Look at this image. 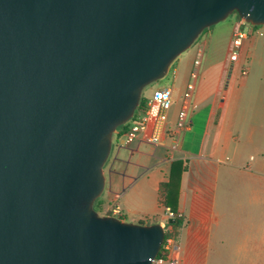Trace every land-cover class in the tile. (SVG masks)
Masks as SVG:
<instances>
[{
  "label": "water",
  "instance_id": "1",
  "mask_svg": "<svg viewBox=\"0 0 264 264\" xmlns=\"http://www.w3.org/2000/svg\"><path fill=\"white\" fill-rule=\"evenodd\" d=\"M264 0H0V264H153L164 223L100 214L144 89ZM170 223L174 219H169Z\"/></svg>",
  "mask_w": 264,
  "mask_h": 264
},
{
  "label": "crops",
  "instance_id": "2",
  "mask_svg": "<svg viewBox=\"0 0 264 264\" xmlns=\"http://www.w3.org/2000/svg\"><path fill=\"white\" fill-rule=\"evenodd\" d=\"M232 34L226 52H217L220 30H210V37L199 42L201 75L195 81L189 109L191 127L176 136L184 94L198 61L195 55L173 68L171 84L147 94L150 99L157 89L172 90L173 103L160 142L150 140L151 129L131 144L115 135L105 164L104 209L116 204L127 217L124 220L134 222L168 223L170 207L161 202L160 191L173 177L167 199L184 218L174 252L179 264H264V215L260 223H254L249 213L248 224H225L220 208L225 198L222 179L233 171L254 169L264 179V160L258 155L264 147L256 153L250 148L257 132L264 136V125L254 122L258 114L264 119V99L254 103L246 95L245 84L237 83V62L229 60L228 52ZM245 184L253 187L252 201L258 203L256 180L248 178ZM259 199L264 204V198ZM129 214L137 217L130 219ZM153 264L169 263L164 259Z\"/></svg>",
  "mask_w": 264,
  "mask_h": 264
},
{
  "label": "rangeland",
  "instance_id": "3",
  "mask_svg": "<svg viewBox=\"0 0 264 264\" xmlns=\"http://www.w3.org/2000/svg\"><path fill=\"white\" fill-rule=\"evenodd\" d=\"M242 18L238 15V13H233L224 21H221L218 24L207 28L198 40L183 54H181L171 65L170 70L160 80L153 82L148 85L144 89L143 95L147 97L148 93H151L157 87H164L167 84H171L173 80V68L180 64V62H188L191 59V56L195 55L196 59L200 60L202 54V47L199 45L200 40H203L206 37H210V30L213 29V32L216 33L217 30H220V34L222 37V41L218 47L217 52H226L227 51V41L230 37L232 31L238 28V21ZM235 24V25H234ZM263 30L264 33V25L258 26ZM216 35H213V39H215ZM229 52V51H228ZM195 64V63H194ZM237 83L245 84L246 87V95L253 98L254 103H259L260 99H264V34L259 35L256 32L251 35L248 39L244 41L243 54L241 60L237 63ZM247 67L248 74L244 75L242 73L243 66ZM199 67V75L197 80L201 75L200 65L198 63L192 69ZM196 81L192 78V82ZM255 119V120H254ZM254 122L258 125H264V119L258 114L254 117ZM263 138V141H262ZM261 147H264V136L260 135L257 132V139L255 143L250 145L251 150H254L253 153H256L260 150ZM259 157L264 160V153H258ZM106 169V165L104 166ZM264 170V169H263ZM250 173H244L240 170H235L233 173L226 178L222 179V185L224 187V196L225 198L221 202V207L225 214V224H236V225H244L249 223V213H253L254 223H260L263 221V212H264V204L261 202L260 198H264V179L262 178V174L256 173V170L252 169L249 171ZM264 173V171L262 172ZM248 178L256 180V189L258 196V203L253 199L254 195L252 190L253 187L245 184ZM104 195V193H103ZM102 195V196H103ZM101 196V198H102ZM100 214H106L104 208L99 211ZM137 217L135 215L129 214L130 219H134Z\"/></svg>",
  "mask_w": 264,
  "mask_h": 264
},
{
  "label": "built area",
  "instance_id": "4",
  "mask_svg": "<svg viewBox=\"0 0 264 264\" xmlns=\"http://www.w3.org/2000/svg\"><path fill=\"white\" fill-rule=\"evenodd\" d=\"M263 35V30L256 25L246 23L243 19L239 22L238 28L233 31L230 47H229V60L232 62H238L241 60L243 54L244 41L248 39L254 33ZM200 65V61H196ZM244 75L248 74L247 67L244 65L242 68ZM199 75V67H196L191 72V77L197 80ZM195 90V81H191L188 90L184 94V103L182 109L179 112L177 120L175 134L180 135L182 131L189 129L192 125V121L189 118V109L192 102V97ZM173 95L171 88L157 89L153 92L152 97L148 101L147 109H143L139 112V115H135L125 126L127 128L120 135L124 144H131L138 139L144 132L151 129L150 140L154 144H158L166 130V121L168 119V110L172 106ZM118 130L116 134H118ZM176 148V146L174 147ZM106 214L118 216L122 219L123 211L120 206L112 204L107 208ZM175 216L174 212L168 209L169 219ZM171 231V227L166 225L167 230ZM176 238L174 235H166L164 243L162 245L163 253L169 264H179V259L174 256L176 250ZM164 259L154 260V263H159Z\"/></svg>",
  "mask_w": 264,
  "mask_h": 264
},
{
  "label": "trees",
  "instance_id": "5",
  "mask_svg": "<svg viewBox=\"0 0 264 264\" xmlns=\"http://www.w3.org/2000/svg\"><path fill=\"white\" fill-rule=\"evenodd\" d=\"M148 101H149V99L145 95H143L142 98H141L140 104H139V106H138V108L136 110V115L137 116L139 115V112L141 110L147 109ZM126 128H127V126H125V125L120 126L118 128L119 129L118 130V134H116V135L120 136L124 132V130ZM172 184H173V177H170V181L167 184H165L163 186L164 189H162L160 191V200H161V202L163 203L164 206L170 207V210L173 211L174 214H175V216L173 217L174 222L173 223L168 222L166 224L167 227H171V231H169V229H168L166 235L167 236L168 235H174L175 238H176L177 237V231L181 227V225L183 224L184 218H183V216H180L179 213L177 212V207L175 205H171L169 203L168 199H167L169 197L170 189H171ZM163 196H164V198H163ZM104 204H105V202H104L103 198H101V197L98 198L96 200V202H95L96 210H98V211L102 210V208H104ZM122 218L123 219H127L126 216H123ZM164 258H165V255L163 253V249H161V251H160V253L158 255V259H164Z\"/></svg>",
  "mask_w": 264,
  "mask_h": 264
}]
</instances>
